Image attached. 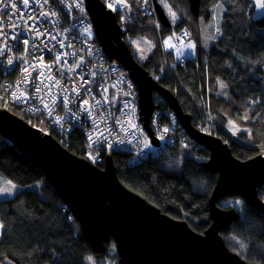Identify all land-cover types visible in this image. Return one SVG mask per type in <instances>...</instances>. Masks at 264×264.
Masks as SVG:
<instances>
[{"label": "trees", "instance_id": "16d2710c", "mask_svg": "<svg viewBox=\"0 0 264 264\" xmlns=\"http://www.w3.org/2000/svg\"><path fill=\"white\" fill-rule=\"evenodd\" d=\"M128 1L132 8L125 12L126 20L121 21L125 41L132 53L131 39L144 36L154 41L153 51L139 62L162 88L175 95L183 111L191 115L193 126L198 119L203 120L201 109L206 105L220 127L233 121L245 129L234 139L218 127L212 132L230 146L235 157H264V16L255 15L253 0H226L223 35L205 54L199 42L200 21H210L217 0H201L198 16L190 11L189 0H168L180 17L171 28L147 14L138 0ZM183 30L190 33L188 43L190 36L196 40L197 56L182 65L181 58L169 53L175 70L167 72L161 41L171 31L177 35ZM6 93L0 90V108L5 107L2 98ZM154 93L163 108L171 109L161 94ZM6 108L26 119L22 111ZM67 149L79 157L86 155L85 141L78 134L72 136ZM112 157L121 182L163 213L186 221L201 234L212 225V190L218 174L203 166L209 158L208 149L194 143L176 146L168 154L146 160L134 159L128 152H113ZM0 172L21 188L14 196L0 199V222L5 226L0 236V264H86L87 255L94 251L82 227L47 181L41 166L2 135ZM41 182L44 185L39 189L30 188ZM258 194L264 201V187ZM236 201L241 202L239 206ZM216 204L234 209L238 215L220 230L229 250L248 263L264 264V215L238 194L223 196ZM73 223L78 225L79 234ZM110 243L113 242L106 245ZM110 255L107 264H120L116 250Z\"/></svg>", "mask_w": 264, "mask_h": 264}, {"label": "water", "instance_id": "95a60500", "mask_svg": "<svg viewBox=\"0 0 264 264\" xmlns=\"http://www.w3.org/2000/svg\"><path fill=\"white\" fill-rule=\"evenodd\" d=\"M85 3L94 25L95 40L110 59L119 61L129 72L138 88L141 120L152 143H159L150 126L153 93L158 92L189 137L208 149L209 158L203 166L218 174L212 190V225L203 234L194 231L186 221L170 217L128 189L117 176L112 156L106 157L104 168H99L8 109L0 108V135L41 166L96 254L106 253L105 244L112 240L120 264H187L189 256L196 254L192 247L199 250L198 256L202 254L200 264L210 254H215L223 264H252L226 246L220 230L238 215L234 209H224L216 202L229 194L242 195L264 215V201L258 194L264 187V157L237 158L222 138L193 126L191 115L183 111L175 95L162 88L135 58L115 12L102 0H85ZM200 4L201 0H190L193 15H199ZM155 9L161 24L171 28V21L156 0Z\"/></svg>", "mask_w": 264, "mask_h": 264}, {"label": "built area", "instance_id": "2783aa9c", "mask_svg": "<svg viewBox=\"0 0 264 264\" xmlns=\"http://www.w3.org/2000/svg\"><path fill=\"white\" fill-rule=\"evenodd\" d=\"M76 2L77 0H63V3L61 0H49V3L42 4V0H32L29 7L24 6L20 0H3V3H0V9L4 7V4H16L19 11L12 8L7 11L23 18H13L12 24L19 25L13 33L8 24L9 17L0 13V20L4 21L3 30L8 32L9 36H17V40H7L9 50L0 54V85H6L11 104L20 107L26 114L27 120L36 124L37 128H41L42 131L47 130L52 135H60L67 130L64 121H69L75 126L106 121L100 125V130L104 133L102 137H92L91 140L89 137L86 138L89 147L94 151L95 160H99L100 154L111 147L144 152L152 158L168 154L176 146L193 145L195 142L182 128L175 113L171 109L163 108L162 101L157 94H153L154 109L150 117V126L159 143L157 145L152 143L141 120L138 103L139 91L130 79L129 72L115 59L111 65L106 62L107 55L95 40V30L85 0H80V7H69V4L75 5ZM40 12H56L58 15L39 17ZM29 15L39 17L37 27L41 31H46L47 35L36 39L35 33L27 30L24 20ZM31 23L33 22L28 21V24ZM85 28H89L91 34L85 32ZM178 34L183 37V43L187 44L188 36H183V32ZM50 36H56V40H51ZM23 39H28L29 44L24 45L18 42ZM61 40L65 44L63 48L59 46ZM45 43L48 45L47 48L44 47ZM33 44H38L39 48L34 49ZM178 44L180 45L179 39ZM3 46L4 40L0 39V48ZM65 52L69 55L63 57L59 64L54 63L55 56ZM41 56L43 57L42 63L37 59ZM21 57L23 59H20ZM9 59L13 60L12 65L8 64ZM80 59H83L84 65L76 69L75 72H69L67 66H74L75 63H79ZM65 61H67V65ZM181 63L184 64L185 60H182ZM113 64L118 67V71L112 69ZM29 65H35V70L29 67L30 75L23 73L24 67ZM46 65H51V69ZM103 67L105 68L104 72L102 71ZM164 70L173 73L172 66L168 62ZM41 72L44 73L43 76L39 75ZM21 73L29 81L31 91L41 85L44 79L51 85L52 88H48L46 103L51 109L57 106L64 107L61 110L67 111L65 115L60 113L61 110L55 113L62 118L63 126L56 129L53 127L51 117L45 111L49 110L48 108L44 107V110L34 111L24 100L17 102L13 98L12 93L20 94L22 92L17 79L18 74ZM49 76L55 79H47ZM110 77L116 79L117 84L111 83L107 87V92L102 90L99 93L97 90L106 84ZM8 78L11 79L7 80ZM153 78L156 79L155 76ZM86 81H90V83H86ZM73 87L78 90L79 95L72 91ZM86 89L91 91L88 92ZM65 96L67 103L64 102ZM84 98L89 101L88 106L81 105ZM53 100L56 102L53 103ZM204 107L201 109L204 118L196 121V127L209 134L215 131L216 127L220 130V125L215 121L213 114L212 116L210 114L212 113L210 108L206 105ZM86 108L87 110H85ZM131 124H135L136 127L132 128ZM164 128L170 130L165 133L163 132ZM161 135L164 136L163 140L159 138ZM145 143L148 144V147H145Z\"/></svg>", "mask_w": 264, "mask_h": 264}, {"label": "snow or ice", "instance_id": "6c2138e0", "mask_svg": "<svg viewBox=\"0 0 264 264\" xmlns=\"http://www.w3.org/2000/svg\"><path fill=\"white\" fill-rule=\"evenodd\" d=\"M20 2L24 6L29 7L30 3L32 2V0H20ZM116 2L120 3L122 7H130V5L125 2V0H116ZM138 2H142L144 4H147L148 0H138ZM173 2H175V0H173ZM225 2H226V0H217V2L213 5V8L211 9V17H210L211 22L208 25V27L214 28L215 32L219 33L220 35H223V33L221 32V28L219 27V23L223 20L224 13L228 11L227 9H223L222 10V6H223V4ZM253 2H254V4L256 5V7L258 9L264 10V0H253ZM0 3H3V0H0ZM47 3H49V0H42V4H47ZM61 3H63V0H61ZM156 3H158L161 6V8L164 10V15L171 21V23L174 24V23H176V21L178 19H180V17L177 14V11L173 9L172 5L168 2V0H156ZM39 6H42V5H39ZM72 6L80 7L81 6L80 0H77L75 5L69 4V7H72ZM108 6L110 8H112L114 11L116 10V8H115V6L113 4H109ZM149 7H152V6L150 5ZM9 8L17 9V5L16 4H4V7L2 9H0V13H3L4 15H7L9 17L8 24L11 27V31L13 33H15L16 28L19 27V25L18 24H12L13 18H16V19H23V18L22 17H17L15 13H9L7 11ZM17 11H19V9H17ZM32 11H35V9H32ZM153 11H154V9H153ZM50 15L51 16H57L58 13H56V12H51V13H49V12H40L39 13V17H45L46 18V17H49ZM39 17L33 16V15H29L27 17V19L24 20V24L27 25V30L29 32H34L36 39H39L40 37H43V36L47 35L46 31H41L40 28L37 27V23L39 22ZM218 17H219V19H218ZM28 21H32L33 23L28 24ZM3 24H4V21L0 20V39L4 40V46L2 48H0V54H3L5 51L9 50V45L7 44V40L8 39L17 40V36L16 35L9 36L8 32L3 30V27H2ZM155 27L159 28L160 25L157 23L155 25ZM85 32H88L89 34H91L89 28H85ZM189 35H190V33H188L186 30H183V36H189ZM50 39L51 40H56V36H50ZM177 39L180 40V45L179 46H177V43H175V41ZM18 42L23 43L24 45H28L29 44V40L28 39H23V40L18 41ZM136 43H137V45H139L140 42L137 41ZM144 43L149 45V51L151 50L152 47H155V45H152L150 41H144ZM161 44H162V47L165 50H169V51L174 50L177 59H180V58L184 57L186 50H192V49L196 48V44L194 42H189V43H187V45H185L183 43V37H177L175 33H173L172 35H168L167 37L163 38L162 41H161ZM59 46L61 48L65 47V44H64L63 40L59 41ZM32 47L34 49L35 48H39V45L38 44H33ZM44 47L45 48L48 47L47 43L44 44ZM67 55H69L67 52L58 53L55 56L54 63L59 64L61 59L63 57H65V56H67ZM142 58H144V57H142ZM20 59H23V57H21ZM37 59H38L39 62L42 63V61H43V57L42 56L37 58ZM8 64L12 65L13 64V60L9 59L8 60ZM65 64L67 65V61H65ZM82 65H84V61H83V59H80L79 63H75L74 66H67V70L69 72H75L76 69L81 68ZM29 67H32V69L35 70V65H29L28 67H24L23 73H26V74L30 75ZM46 67L51 69V65H46ZM39 75L43 76L44 73L41 72V73H39ZM47 79L54 80L55 78L49 76ZM81 79H83V76H81ZM28 82L29 81L26 78L24 80H22V83H28ZM42 83H43V81H42ZM86 83H90V81H86ZM17 87H19V86H17ZM98 87H99V85H98ZM221 87H225V85L221 84ZM103 90L105 92H107V88L106 87ZM40 91H41L40 87L37 86L35 88V92L39 93ZM72 91L74 93H76L77 95H79V92H78V90L75 87H73ZM86 91L90 92L91 90L90 89H86ZM12 96L16 100H24L25 99V97H24L22 92L20 94H17V93L14 92V93H12ZM55 102L56 101L53 100V103H55ZM64 102L67 103V97L66 96L64 98ZM88 103H89L88 100H84L83 101V104L85 106H87ZM97 103H99V101H97ZM44 107L48 108L49 112L51 111V108H49V105L47 103H45ZM85 110H87V108ZM244 118L247 119V117H244ZM131 127L135 128L136 125L135 124H131ZM169 130H170L169 128H164L163 132L167 133ZM159 138L161 140H163L164 136L161 135ZM89 139L91 140L92 137L89 136ZM121 143H123V141H121ZM109 147H111V145H109ZM145 147H148L147 143H145ZM185 147H187V145H185ZM89 156H90V158L95 159V157L91 156V154H89ZM15 189H16V185L13 183V181L8 180V181H6L5 186L0 187V195H10V194L13 193V191ZM240 203H241L240 201H236L235 202V204L237 206H239ZM4 227H5L4 224L2 222H0V236L3 235ZM114 247L115 246L113 245V248ZM241 247H244V245L241 244ZM87 259L90 261V264H96V262H95L93 257H88ZM100 264H107V261L101 260Z\"/></svg>", "mask_w": 264, "mask_h": 264}, {"label": "rangeland", "instance_id": "374dc122", "mask_svg": "<svg viewBox=\"0 0 264 264\" xmlns=\"http://www.w3.org/2000/svg\"><path fill=\"white\" fill-rule=\"evenodd\" d=\"M106 5H107V7L109 8V9H111V10H113L112 8H110L108 5L109 4H113L114 6H115V8H116V11H114L115 12V14L117 15V19H118V22L120 23V25H121V27H122V29H123V26H122V24H121V21L123 22V21H125L126 20V15H125V12L126 11H128V9L130 10L131 8H132V6H131V3H129V1L128 0H125V2L127 3V4H129L130 5V7H122L121 6V4L120 3H117L116 2V0H102ZM141 3V5L144 7V8H146V10H147V14H149V15H152L153 17H155V19L156 20H158V15H157V12H156V9H155V0H148V2H147V4H144V3H142V2H140ZM152 6V7H149V6ZM153 9H154V11H153ZM223 9H225V7H224V5L222 6V10ZM255 15L257 16V17H262V16H264V10H260V9H258L257 7H256V5H255ZM218 19H219V17H218ZM154 22H155V20H154ZM179 22V19L176 21V23H172V25H176L177 23ZM211 22V20L209 21V22H205L203 19H201V21H200V28H201V33H200V39H201V44H202V47H203V49L205 50V51H208L209 49H210V46H211V44H212V42H213V40H215V39H217V38H219L220 37V34L219 33H216L215 32V30H214V28H212V27H208V25H209V23ZM160 23V22H159ZM155 24H156V22H155ZM221 25H222V21L219 23V27L221 28ZM123 32H124V29H123ZM174 32L173 31H171L170 32V34L169 35H172ZM177 37H180V35L179 34H177L176 35ZM125 39V38H124ZM127 41L129 42V39H127ZM137 41H139L140 43H139V45H137ZM144 41H150L151 42V44L152 45H155V43H154V41L153 40H151V39H149V38H146V37H137V38H135V39H131L130 40V44H131V46H132V49H133V54H134V56H135V58L138 60V61H141V62H144L145 60H146V58L150 55V53L153 51V49L155 48V47H152L151 48V50L149 51V45L148 44H146V43H144ZM189 42H194L195 44H196V40L192 37V36H190V41ZM175 43H177V46H179V44H178V39L175 41ZM187 43H188V41H187ZM185 45H187V44H185ZM163 48V47H162ZM164 49V48H163ZM196 48L195 49H192V50H186L185 51V55H184V57L185 58H188L187 59V61L190 59L189 57H191V54L193 55V56H196L195 54H196ZM163 53H164V56L165 57H162V60H163V62H165V60H169L170 62L168 63L170 66H172L171 64L173 63H171V59H170V54L169 53H172L175 57H176V54H175V51L174 50H172V51H169V50H163ZM173 56V57H174ZM142 57H144V58H142ZM168 62V61H167ZM180 62H182V61H180ZM186 64V63H185ZM173 67V66H172ZM175 70V69H174ZM11 78H8L7 80H10ZM13 79V78H12ZM222 82V81H221ZM222 84H224L225 85V91H227V87H226V84H225V82H222ZM6 85H0V90L1 89H5L6 91H7V93H6V96L5 97H3L2 98V100H4V102H5V107H1V108H3V109H8V108H6V107H11V108H14V109H17V110H19V111H22L23 113H24V111L20 108V107H14L12 104H10V106L8 105L9 104V101H10V97L8 96V90L6 89V87H5ZM153 94H155V93H153ZM16 100V99H15ZM17 102H18V100H16ZM1 104V103H0ZM11 110V109H10ZM25 114V113H24ZM211 114V116H212V114L213 113H210ZM26 116V115H25ZM214 116V115H213ZM213 118V117H212ZM26 120V119H25ZM30 124L32 123V122H30V121H28ZM36 124H34V126H35ZM200 130V129H199ZM239 130H242L241 128H239L238 127V125L235 123V122H233V121H229L228 122V134L229 135H231L232 137H235V138H237L238 137V135H239ZM201 131V130H200ZM202 132H204V133H206L204 130L202 131ZM208 134V133H207ZM210 135H213V134H210ZM218 137V136H217ZM87 158L88 159H90L91 161L92 160H94V159H92V158H90V156H89V154H91V156H93L94 155V151H93V149L92 148H90V147H87ZM9 179L4 175V174H2L1 172H0V187H3V186H5V184H6V181H8ZM14 183V182H13ZM15 184V183H14ZM16 185V189L13 191V193L12 194H10V195H0V199H4V198H10V197H12V196H14L15 195V193H17L21 188L17 185V184H15ZM44 185V183L43 182H41V183H37V184H34L33 186H31L30 188L31 189H35V190H37V189H39L40 188V186H43ZM113 245L115 246V244L114 243H110L109 245H107V254H96L95 252L92 254H89V255H87V258L88 257H93L94 258V260H95V262H96V264H100V261L101 260H104V261H107V262H110L111 261V255L110 254H112L116 249H115V247L113 248ZM94 251V250H93ZM86 258V264H90V261L88 260Z\"/></svg>", "mask_w": 264, "mask_h": 264}, {"label": "bare ground", "instance_id": "6f19581e", "mask_svg": "<svg viewBox=\"0 0 264 264\" xmlns=\"http://www.w3.org/2000/svg\"><path fill=\"white\" fill-rule=\"evenodd\" d=\"M93 27H94V25H93ZM112 61H114V59H110V57L107 55L106 56V62L109 65H111ZM112 69H114L115 71H118V67L116 65H114V64L112 65ZM102 71L103 72L105 71L104 67H103ZM129 77H130V75H129ZM25 78L26 77H25L24 74H22V73L18 74L17 79H18V82H19V85H20V89H21V91H22V93H23V95L25 97L24 102L26 101L25 103L29 107L33 108L34 111H39L40 109L44 110V105H45V103L47 101L46 100V96H47V93H48V88H52L51 85L44 79L43 83L38 86V87H40L41 91L39 93H36L35 90H33V91L30 90L28 83H22V80H24ZM130 79L132 80L131 77H130ZM111 83L116 85L117 84L116 83V79H114L113 77H110V80H108L106 82V84L102 85V87L99 88L97 91L100 93L105 87L107 88L108 85L111 84ZM135 86H136V84H135ZM136 88H137V86H136ZM84 100H86V98H84ZM10 104H11V102L9 101L8 105L10 106ZM81 105L85 106L83 104V102L81 103ZM88 105H89V103H88ZM13 106L14 107H18L16 105H13ZM63 108L64 107H57L56 106V107H52L50 112H49V110H45L50 115L51 120H52V125H53V127L55 129L63 126L62 118L59 115H55V113L58 110H61ZM65 112H67V111L66 110H61L60 111V113L62 115H65ZM26 119H28V118L26 117ZM105 122L106 121H97L95 123L88 124V125L75 126L73 123H71L69 121H64V124H65L67 130H65V132L63 134H60V135H52V134L51 135H52V138L55 141L59 142L63 147H65L64 145H66L65 148L67 149V145L68 146L70 145V141L72 139V136L75 135V134H78L85 141V145H86V155H85V157H79V156L78 157L86 159L87 161L91 162L92 164H94L95 166H97L99 168H104L106 157L112 156L113 152H128L130 155L132 154L134 159H137V160H146V159L150 158L144 152L143 153L142 152H133L132 150H128V149H119V148L111 147V148H109L107 150H104L100 154L99 160H95L94 159V160L91 161L90 159H88L87 158V151H88L87 147H89V144H88V140L86 138H88L89 136H91V137H102L104 135V133L100 130V125L105 123ZM39 129L42 130L41 128H39ZM42 133L45 134V135H49L50 134L47 130H43ZM100 164L102 166H99ZM192 251L195 252L196 254H192L191 256H189L187 264H200L201 258H202L201 255L202 254H200V256H198V251L199 250L197 248H193L192 247ZM202 263L203 264H223V262L218 257H216L215 254H210L208 258L202 259Z\"/></svg>", "mask_w": 264, "mask_h": 264}, {"label": "crops", "instance_id": "0c3cea01", "mask_svg": "<svg viewBox=\"0 0 264 264\" xmlns=\"http://www.w3.org/2000/svg\"><path fill=\"white\" fill-rule=\"evenodd\" d=\"M189 2H190V0H189ZM190 11H191V8H190ZM192 14H193V13H192ZM194 16H195V15H194ZM171 27H172V23H171ZM173 28H174V27H173ZM173 28H172V29H173ZM172 29H171V30H172ZM199 42H200V45H201V47H202L201 39H200ZM214 42H215V41L213 40V42H212L210 48L212 47V45L214 44ZM196 45H197V42H196ZM196 50H197V49H196ZM202 50H203L204 54H205V53H208V52L210 51V49H209L208 51H205V50L203 49V47H202ZM195 55L197 56V51H196V54H195ZM196 56H193V55L191 54V57H193V58H195ZM223 85H224V84H223ZM228 122H229V121H228ZM228 122H227V124L225 125V127L223 126V128L221 127V129L223 130V133L225 132L229 137H231V138L234 139L235 137H232L231 135L228 134V132H229V131H228ZM219 125H220V124H219ZM238 127H239V126H238ZM239 128H241V127H239ZM241 129H242V130H239V131H238L239 133L245 131V129H243V128H241ZM227 131H228V132H227ZM73 226H74V229H75L76 233L79 234V232H78V227H77L78 225H76L75 223H73ZM78 234H77V235H78Z\"/></svg>", "mask_w": 264, "mask_h": 264}, {"label": "flooded vegetation", "instance_id": "af4514ba", "mask_svg": "<svg viewBox=\"0 0 264 264\" xmlns=\"http://www.w3.org/2000/svg\"><path fill=\"white\" fill-rule=\"evenodd\" d=\"M172 69H173V67H172ZM173 70H174V69H173ZM195 127H196V126H195ZM111 241H112V240H111ZM109 242H110V241H109ZM109 242H107L106 244H108ZM112 242L114 243V241H112ZM106 244H105V245H106ZM106 247H107V245H106Z\"/></svg>", "mask_w": 264, "mask_h": 264}]
</instances>
